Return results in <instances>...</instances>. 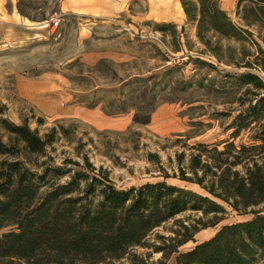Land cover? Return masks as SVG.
Wrapping results in <instances>:
<instances>
[{
  "label": "rangeland",
  "instance_id": "1",
  "mask_svg": "<svg viewBox=\"0 0 264 264\" xmlns=\"http://www.w3.org/2000/svg\"><path fill=\"white\" fill-rule=\"evenodd\" d=\"M63 1L0 0V115L15 122L25 119L42 135L55 125L56 136L41 156L47 163L75 161V167H82L90 162L107 169L120 187L166 177L206 192L176 175L194 151L192 143L229 137L233 115L253 96L246 90H264L227 74L250 68L264 78L263 65L242 64L264 56V22L247 24L242 19L250 0L239 5L238 0H217L232 21L248 28L241 39L213 29L200 37L196 19L185 14L180 25L156 18L146 0H127L122 10L109 16L64 10ZM198 56L203 61L196 60ZM169 65L173 67L162 74V81L172 80L174 97L160 101L148 122L132 123V109L112 115L102 110L112 96L126 92L127 74L163 72ZM97 99V105L89 106ZM0 131L6 137V131ZM250 133L244 128L235 141L247 140ZM255 207L261 209L264 202ZM251 214L228 209L217 224L203 226L178 248H189L222 222ZM199 215L190 209L176 214L152 229L145 246L134 245L129 252L140 253L150 264H174L176 252L165 254L155 245L172 234L179 219L190 223ZM117 261L128 264L126 256Z\"/></svg>",
  "mask_w": 264,
  "mask_h": 264
},
{
  "label": "trees",
  "instance_id": "2",
  "mask_svg": "<svg viewBox=\"0 0 264 264\" xmlns=\"http://www.w3.org/2000/svg\"><path fill=\"white\" fill-rule=\"evenodd\" d=\"M180 2L186 17L196 19L200 37L212 29L237 39L249 32L232 21L217 0ZM243 9L245 23L264 22V0H250ZM18 10L25 13L22 7ZM253 63L264 66V56L242 64ZM172 67L127 74L126 92L112 96L102 110L112 115L132 109V123L148 122L160 101L174 97L172 80L162 81ZM227 74L240 84L264 88V78L250 68ZM246 91L253 96L233 115L229 137L192 143L194 151L186 165L179 166L180 179L196 182L206 192L166 177L120 187L107 169L90 162L82 167H75V161L47 163L41 156L56 136L55 125L42 135L25 119L15 122L0 115V128L6 131V137L0 131V264H120L117 260L125 256L128 264H150L129 249L145 246L152 229L188 209L201 215L190 223L179 219L172 234L155 245L165 254L175 251L174 264H264V207H255L264 202V90ZM244 128L251 129L249 138L236 142ZM228 209L252 214L222 222L211 235L194 240L187 249L178 248L203 226L217 224ZM7 225L12 227L2 229Z\"/></svg>",
  "mask_w": 264,
  "mask_h": 264
},
{
  "label": "crops",
  "instance_id": "3",
  "mask_svg": "<svg viewBox=\"0 0 264 264\" xmlns=\"http://www.w3.org/2000/svg\"><path fill=\"white\" fill-rule=\"evenodd\" d=\"M148 12L159 19L183 23L185 12L180 0H146ZM127 0H65L62 9L88 15L109 16L122 10Z\"/></svg>",
  "mask_w": 264,
  "mask_h": 264
}]
</instances>
